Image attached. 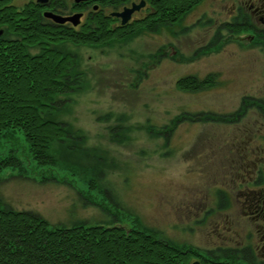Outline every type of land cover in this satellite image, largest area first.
Here are the masks:
<instances>
[{
	"label": "rangeland",
	"instance_id": "374dc122",
	"mask_svg": "<svg viewBox=\"0 0 264 264\" xmlns=\"http://www.w3.org/2000/svg\"><path fill=\"white\" fill-rule=\"evenodd\" d=\"M35 1L13 4L20 9ZM60 2L64 9L74 4ZM233 5L203 0L176 25L143 30L127 42L59 46L76 56L83 74L80 89L61 97L64 108L51 115L73 138L52 144L56 165L44 169L26 159L21 134L3 139L0 160L13 149L23 163L0 173L4 206L54 227L114 220L127 228L141 224L179 246L217 255L221 245L230 250L241 228L218 218L216 196L219 188L228 191L232 223L236 151L260 127L254 111L264 107V46L252 32L224 27ZM209 76L208 89L176 87L181 78ZM240 113L246 114L238 121ZM177 119L176 129L164 132Z\"/></svg>",
	"mask_w": 264,
	"mask_h": 264
},
{
	"label": "trees",
	"instance_id": "16d2710c",
	"mask_svg": "<svg viewBox=\"0 0 264 264\" xmlns=\"http://www.w3.org/2000/svg\"><path fill=\"white\" fill-rule=\"evenodd\" d=\"M49 1L29 2L19 9L13 0H0V145L3 139L21 134L28 145L26 159L42 169L56 165L52 144L73 138L69 127L51 119V115L64 108L61 97L77 92L83 78L77 71L76 56L59 46L71 43L99 48L127 42L143 30L176 25L203 0H146L147 17L124 27L118 26L108 12L131 0L74 2L69 9H64L60 0ZM95 5L99 6L97 10ZM72 11L82 17V12H87V17L84 21L81 17L75 26L45 16L46 12L64 16ZM246 30L240 26L237 31ZM213 79L185 77L177 81L176 87L183 92H197L210 88ZM176 122L164 132L172 133L179 120ZM22 166V160L11 149L0 160V173ZM234 259L231 252L222 260L216 253L165 241L141 224L127 228L110 220L96 225L54 227L33 213L5 207L0 199V264H238Z\"/></svg>",
	"mask_w": 264,
	"mask_h": 264
},
{
	"label": "flooded vegetation",
	"instance_id": "af4514ba",
	"mask_svg": "<svg viewBox=\"0 0 264 264\" xmlns=\"http://www.w3.org/2000/svg\"><path fill=\"white\" fill-rule=\"evenodd\" d=\"M43 1L37 0L38 3L42 4L50 2L47 0L43 3ZM218 1L219 3L227 2V0ZM89 2L90 0L87 1V3ZM142 2H144V6L133 13L131 20L126 24L128 25L135 20L147 17L148 3L146 0H139L138 2L131 0L130 3L121 6L118 10H109L108 13L111 18L116 19L115 23L118 26L124 27L126 25H122V19L114 15V13L122 12L124 8H131L133 4L139 5ZM98 8L99 6L95 5L94 9L97 10ZM66 13L64 16L69 17L77 12ZM82 13L84 17H82V20L86 19L87 12ZM137 14H142L143 16L138 18ZM230 14L231 21L224 25L225 28L229 29L232 33L241 34L242 32L237 30H239L240 26H244L249 29L245 33L252 32L253 35L251 36L257 37L258 43L261 42L264 46V0H243L239 5L234 0ZM260 102L264 103L263 101ZM257 107L259 110L255 109L254 113H258L260 117L257 123V126L260 125V127L254 130L250 138L243 137L242 141H246L243 144L244 148L242 151H236V155L241 160L239 161V166H236L235 179L237 180V187L232 198H234V202H237V207L235 208L233 219H231L232 223H227L229 222L228 217L231 215L230 212H228L229 216H226L227 213H225L226 207L231 203L230 197L227 195L228 191L219 188L216 196L218 218L223 216L222 222L224 224L241 228L235 232L237 236L234 237L236 239L232 241L233 243L231 242L230 250L224 248L226 245L220 246L221 248L218 249V252H221V254L218 257H222V260H225L228 253L231 252L235 258L234 261L238 264H264V127L261 126L264 124V107L262 105ZM245 114L240 113L238 121H241V118ZM253 141L254 144H252ZM210 212L212 210L206 212L207 216H209ZM227 227L225 226L224 228ZM221 237L222 239L224 238L223 236ZM206 253L209 254L208 251Z\"/></svg>",
	"mask_w": 264,
	"mask_h": 264
},
{
	"label": "water",
	"instance_id": "95a60500",
	"mask_svg": "<svg viewBox=\"0 0 264 264\" xmlns=\"http://www.w3.org/2000/svg\"><path fill=\"white\" fill-rule=\"evenodd\" d=\"M46 1L47 0H44V3ZM74 1L76 4H79V3L86 2L89 0H74ZM143 6H144V2H142L139 5L133 4V6L131 8H124V10L122 12L114 13V15H116L122 19V25H126L131 20L133 13L137 10H140ZM45 16H47L48 18H52L55 22L60 23V24H64L66 22H71V23H73V25L77 26L80 24L82 14L76 13L72 16L64 17V16H61V15H58V14H55L52 12H46ZM194 264H199V262H195Z\"/></svg>",
	"mask_w": 264,
	"mask_h": 264
}]
</instances>
